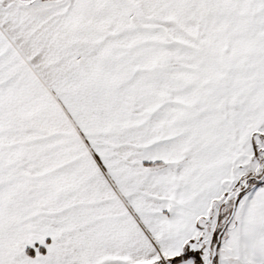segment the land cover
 Masks as SVG:
<instances>
[{
	"label": "snow or ice",
	"instance_id": "6c2138e0",
	"mask_svg": "<svg viewBox=\"0 0 264 264\" xmlns=\"http://www.w3.org/2000/svg\"><path fill=\"white\" fill-rule=\"evenodd\" d=\"M0 264H264V0H0Z\"/></svg>",
	"mask_w": 264,
	"mask_h": 264
}]
</instances>
